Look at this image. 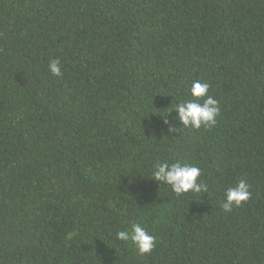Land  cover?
I'll return each mask as SVG.
<instances>
[{
	"label": "trees",
	"instance_id": "1",
	"mask_svg": "<svg viewBox=\"0 0 264 264\" xmlns=\"http://www.w3.org/2000/svg\"><path fill=\"white\" fill-rule=\"evenodd\" d=\"M193 80L210 128L173 119ZM137 223L150 253L116 238ZM0 264H264V0H0Z\"/></svg>",
	"mask_w": 264,
	"mask_h": 264
},
{
	"label": "clouds",
	"instance_id": "2",
	"mask_svg": "<svg viewBox=\"0 0 264 264\" xmlns=\"http://www.w3.org/2000/svg\"><path fill=\"white\" fill-rule=\"evenodd\" d=\"M48 70L55 77L62 76L61 62L57 59L50 61ZM210 85L205 82L193 80L190 94L193 99L177 103L174 110L178 113L173 119L183 127L199 129L202 126L210 128L217 122L220 114L219 101L209 94ZM203 98V103L200 102ZM202 173L197 166L182 165L179 162H160L153 172V179L171 186L177 195L187 193L208 192L207 185L201 180ZM250 185L241 180L238 185L228 188L221 207L225 212H230L233 206H239L250 198ZM120 241H131L141 254L150 253L155 247L156 238L141 224H134L130 230H121L116 233Z\"/></svg>",
	"mask_w": 264,
	"mask_h": 264
}]
</instances>
